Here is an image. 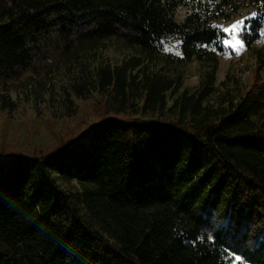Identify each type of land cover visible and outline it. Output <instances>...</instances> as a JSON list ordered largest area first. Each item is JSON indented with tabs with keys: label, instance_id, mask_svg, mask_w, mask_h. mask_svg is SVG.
Returning <instances> with one entry per match:
<instances>
[{
	"label": "trees",
	"instance_id": "obj_1",
	"mask_svg": "<svg viewBox=\"0 0 264 264\" xmlns=\"http://www.w3.org/2000/svg\"><path fill=\"white\" fill-rule=\"evenodd\" d=\"M243 7L250 47L264 0H0V264H264L263 52L217 80Z\"/></svg>",
	"mask_w": 264,
	"mask_h": 264
},
{
	"label": "rangeland",
	"instance_id": "obj_2",
	"mask_svg": "<svg viewBox=\"0 0 264 264\" xmlns=\"http://www.w3.org/2000/svg\"><path fill=\"white\" fill-rule=\"evenodd\" d=\"M189 8L181 6L176 10V18L178 20L182 19L186 11ZM254 9L252 7H243L241 8L237 14L233 17L225 20L222 18H217L214 20V24L218 26L223 32L224 27H229L232 23H235L237 20L245 19V24L242 26V29H237L233 33H225L222 39V51L219 53V64L217 70V80H222L226 74L230 76L232 80L237 78L241 82H249L251 77V69L252 66L258 63V56L255 53L256 50H261L264 54V23L259 29L258 38L251 43L249 47L245 43L244 33H250V25L252 22V18L256 15H253ZM235 36L237 39L243 42V47L239 53L235 51V49L231 45H225V39H232ZM179 43L178 39L167 37L164 40V49L166 51L171 52H179ZM196 65L197 63H193L190 69L187 71L185 84L192 85L196 79ZM262 78L264 79V65H262L259 69ZM27 103L19 102L17 109L13 112V114L17 117H20L25 114L27 111Z\"/></svg>",
	"mask_w": 264,
	"mask_h": 264
},
{
	"label": "snow or ice",
	"instance_id": "obj_3",
	"mask_svg": "<svg viewBox=\"0 0 264 264\" xmlns=\"http://www.w3.org/2000/svg\"><path fill=\"white\" fill-rule=\"evenodd\" d=\"M253 15H255V13H253ZM245 19L237 20L235 23H232L229 27H224L222 29L223 32L233 33L237 29H242V26L245 24ZM223 42L225 45H231L237 53H239L243 47V42L237 39L235 36H233L232 39H225ZM209 239H212V237H209ZM235 259L237 261L241 260L239 256H236Z\"/></svg>",
	"mask_w": 264,
	"mask_h": 264
}]
</instances>
